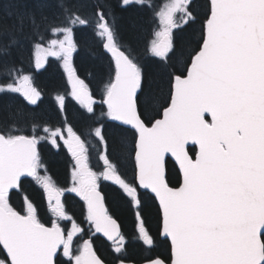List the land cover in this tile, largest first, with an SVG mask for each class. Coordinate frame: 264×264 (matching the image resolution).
<instances>
[{"label": "snow or ice", "instance_id": "6c2138e0", "mask_svg": "<svg viewBox=\"0 0 264 264\" xmlns=\"http://www.w3.org/2000/svg\"><path fill=\"white\" fill-rule=\"evenodd\" d=\"M5 6L15 21L0 25V95L19 94L38 106L43 95L17 54L29 35L50 32L45 52L62 60L69 86L56 95L57 110L66 112L70 94L104 167L92 170L85 140L71 126L65 137L47 126L25 134L14 120L0 125V264H107L94 248L101 237L115 264H126L130 247L150 253L145 264H264V0H206L199 11L196 0H173L157 13L164 28L147 49L151 69L116 30L118 12L146 11L150 0H92L80 5L88 14L71 0H0V10ZM197 25L200 39L185 59L173 37ZM77 27H91L107 54L99 100L73 65ZM43 62L36 59L35 69ZM154 77L169 86L162 115L154 108ZM59 139L74 160L66 190L54 187L39 148L43 142L58 149ZM32 181L47 197L50 227L28 194ZM102 181L113 186L112 209ZM64 191L83 201L87 232L65 210ZM14 197L22 198L19 210ZM150 207L157 209L155 236ZM123 209L133 218L130 234L122 230ZM60 221L72 222L71 230ZM157 246L168 255H151Z\"/></svg>", "mask_w": 264, "mask_h": 264}, {"label": "trees", "instance_id": "16d2710c", "mask_svg": "<svg viewBox=\"0 0 264 264\" xmlns=\"http://www.w3.org/2000/svg\"><path fill=\"white\" fill-rule=\"evenodd\" d=\"M71 2L76 10L81 11V14H88L90 12V9L81 8L80 5H86L89 2H92V0H71ZM150 2L152 7L146 11L132 8L128 11L118 12L116 15V30L119 40L124 42L126 46L130 45L140 63L151 69L154 65L151 64L152 57L147 52L153 38L150 34L152 32L154 33L158 27L160 17L157 16V13L160 12L167 4L173 2V0H150ZM204 3H206V0H196L198 11L200 10L199 6ZM14 21V16L7 15L6 6L3 10H0V25H11ZM57 22L62 23L63 17H61ZM52 38L54 37L50 32L41 28L37 33L29 35L24 42L23 48L17 54V60L22 66L23 74L30 75L34 86L43 95V99L38 102V106H26L24 104L25 102H23L21 96L19 95H0V103L3 102V105L0 106L1 123L7 124L8 121L13 120L22 121V124L25 126L24 129H26L23 131L25 134H31V129L34 125L38 128H43L45 126L51 128L53 126L60 125L61 122L65 124L64 120L59 121V111L57 110V106L55 104L53 92H51V88L59 85V79H61L59 69L56 68L59 72L57 75V73H54V71H52L47 64L42 71L36 72L31 62V59L37 50L36 45H40L42 47L48 46ZM74 39L77 44V50L73 55V65L77 69L78 75L82 79H85L86 83H89L95 98L99 100L100 93L103 88L101 79H107V55L99 46L100 41L93 37L91 27L87 30H82L77 27L74 32ZM173 39L177 44L178 51L183 52L186 59L188 53L191 52V50L195 47L196 42L200 39L199 25H197L195 32L192 30H189L188 32H177ZM63 85H67L66 87H68V84L66 83H63ZM150 88L152 93L157 97V103L154 105V108L158 109L162 115L163 107L167 105L168 101L169 86L166 81H161L158 77H154L150 81ZM67 91L68 89L66 92ZM67 103L69 104L74 102L68 99ZM67 103L66 111L67 113H70L68 106L73 108L76 107L73 104L67 105ZM11 105L16 107L10 108ZM22 107H25L24 110ZM160 117L161 116H157V118ZM75 121H69V124L73 129H76ZM81 122L82 121L79 119V123ZM32 123H34L33 126H29ZM41 135H43V133ZM130 140L131 138L129 137V142ZM41 144L44 143L42 142ZM62 168L63 166L60 170L57 168V170H59L57 174L60 176L63 175V171L61 172ZM126 175L128 179L132 178V168L130 165L126 167ZM106 195L108 206L112 209V188H110L108 193L106 192ZM156 211V207H150L148 211V227L154 236L157 230ZM120 215L122 217V230L130 234L133 230V218L131 213L126 209H123L121 210ZM100 241L98 242V246L100 248L97 249L100 253V257L105 260L107 264H115L113 259L115 255L111 252L107 244L101 243ZM157 254L166 257L168 255V249L165 246H157L155 252L151 253V255ZM148 255H150V253L146 252L143 248L130 247L128 249L127 256L125 257V261L141 263L146 260Z\"/></svg>", "mask_w": 264, "mask_h": 264}, {"label": "flooded vegetation", "instance_id": "af4514ba", "mask_svg": "<svg viewBox=\"0 0 264 264\" xmlns=\"http://www.w3.org/2000/svg\"><path fill=\"white\" fill-rule=\"evenodd\" d=\"M48 47H49V44H48ZM48 47L43 50V53L39 54L35 58H32L31 62L35 68V60L38 58H43L44 62L42 63L40 70L35 69L36 71H42V69L47 64L52 69V71H54V73H57V75L59 74V72L56 68L59 69L60 74H61V77H60L61 79H59V81H60L59 85L54 87L53 90L51 91V92H53V96H54V100H55V97L57 94H65L66 93L65 91H66V88H68V87H66L67 85L64 86L63 83H66L67 77H66V73L64 71V68L62 66V60L46 54L45 50L48 49ZM51 60H53L55 62H52V64H51ZM56 62H58V64ZM68 97L72 99L70 94L68 95ZM22 100H23V98H22ZM23 102H25V101L23 100ZM66 103H67V101H66ZM24 104L28 107H33V106L27 105L26 102ZM70 104H73L76 107V108H73L71 106H68V110L70 111V113H67V111L66 112H60L59 111V121H62V120L67 121V124H64L63 122H61L60 125H56V126H53L51 128H57V129L63 130L65 137H67L68 134L66 131V127L70 126L69 121L77 120L78 122L75 121L76 129H73V130L76 131V133L78 135H80L83 140H85V143L88 147L89 166L92 168L93 171H96L99 173V172L103 171L104 166H103V162L99 160V154L100 153L98 151V146H96V144H95V140L88 136V131H89L88 122L81 118L80 112L82 111V109H80L79 105L77 103H76V105L74 103H69V104L67 103V105H70ZM2 105H3V102L0 103V106H2ZM13 105H14V103H13ZM13 105H11V106H13ZM13 107H16V106H13ZM24 108L25 107H22L23 110H24ZM99 112H100V107L97 105V115H99ZM79 119H80V121H82L81 123H79ZM11 122L12 121H8V123H11ZM16 122H17V126L20 128L21 132L26 130V129H24L25 126L22 124V121H16ZM0 123H1V121H0ZM33 124L34 123L30 124L29 126H33ZM0 125H4V124L1 123ZM41 134H42V132H41ZM58 143L60 145V147L58 149L54 148L50 143L40 144L39 148H40L42 159H43L45 165L47 166V173L46 174L51 178L54 187L66 190L72 186L71 172H72L74 160H73V157L71 156V154L69 153L68 149L64 145L63 139H59ZM56 163H57V165H56ZM62 166H63V168L61 169V172L63 171V175L60 176L57 173L59 172V170ZM57 168H59V170H57ZM40 175L41 176L45 175L44 169L40 170ZM29 179H31V178H29ZM26 187L29 189L28 194L33 198V202L37 205V207L39 209V215H40L41 221L43 223H45L46 226L50 227L51 226L50 220L54 219V217L52 216V214L48 208L47 197H46L45 193L43 192L42 187L39 184H37L35 181H32V183L30 185H26ZM112 187L113 186L108 182H103V181L101 182V191L103 192L105 197L107 196L106 192L108 193L110 188H112ZM61 200L65 206V210L68 212V214L70 216L73 217V220L75 221V223L80 225V227L83 228L85 232H87L88 231V224H87L86 220L84 219V214L82 211L83 201H81L80 198L78 196H76L74 193H70L68 191H64L63 195L61 196ZM11 202H12L13 206L17 210H19L21 207L22 198L14 197ZM106 203H107V197H106ZM107 205H108V203H107ZM60 224L66 231H69L72 228V222H70V221H60ZM88 238L89 237L87 235H85L83 237V239H88ZM93 239L95 241V238H93ZM100 240L103 241V243L107 244L106 241L102 237L100 238ZM98 242L99 241L94 242V248L96 249V251L98 248H100L98 246V244H99ZM81 243H82V240H80L79 237H76L74 247H78ZM107 246H108V244H107ZM109 249H110V247H109ZM111 252H112V250H111ZM112 253L115 255L114 252H112ZM97 254L100 256L99 251H97Z\"/></svg>", "mask_w": 264, "mask_h": 264}, {"label": "rangeland", "instance_id": "374dc122", "mask_svg": "<svg viewBox=\"0 0 264 264\" xmlns=\"http://www.w3.org/2000/svg\"><path fill=\"white\" fill-rule=\"evenodd\" d=\"M44 47H39V48H37V51L39 52V51H41L42 49H43ZM15 95H19V94H15ZM11 97V96H10ZM13 103V102H12ZM10 108H13V106H10ZM31 122V121H30ZM29 123V122H28Z\"/></svg>", "mask_w": 264, "mask_h": 264}, {"label": "water", "instance_id": "95a60500", "mask_svg": "<svg viewBox=\"0 0 264 264\" xmlns=\"http://www.w3.org/2000/svg\"><path fill=\"white\" fill-rule=\"evenodd\" d=\"M103 238V237H102ZM105 239V238H104ZM106 240V239H105ZM126 264H132V263H126ZM142 264H145V263H142Z\"/></svg>", "mask_w": 264, "mask_h": 264}, {"label": "bare ground", "instance_id": "6f19581e", "mask_svg": "<svg viewBox=\"0 0 264 264\" xmlns=\"http://www.w3.org/2000/svg\"><path fill=\"white\" fill-rule=\"evenodd\" d=\"M53 90V88H51V91Z\"/></svg>", "mask_w": 264, "mask_h": 264}]
</instances>
